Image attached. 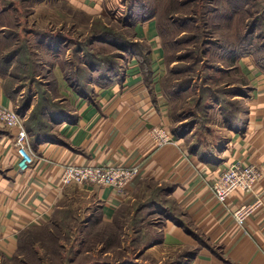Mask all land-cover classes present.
<instances>
[{"label": "rangeland", "instance_id": "obj_1", "mask_svg": "<svg viewBox=\"0 0 264 264\" xmlns=\"http://www.w3.org/2000/svg\"><path fill=\"white\" fill-rule=\"evenodd\" d=\"M98 2L86 0L81 13L66 0H0V73L26 129L37 131L50 115H71L60 78L88 93L112 77L113 67L123 70L133 51L144 55L148 45L137 38L133 22L152 17L164 51L172 132L189 150L211 153L222 130L244 115L250 82L241 57L264 68V0ZM44 109L41 124L33 125V111L39 117ZM163 205L144 209L134 225L127 207L113 224L73 186L53 219L23 234L17 256L0 264H157L141 252L158 238L161 211L171 207Z\"/></svg>", "mask_w": 264, "mask_h": 264}, {"label": "crops", "instance_id": "obj_2", "mask_svg": "<svg viewBox=\"0 0 264 264\" xmlns=\"http://www.w3.org/2000/svg\"><path fill=\"white\" fill-rule=\"evenodd\" d=\"M66 1L73 10L86 12V0ZM134 29L150 46L151 71L144 72L140 60L130 57L121 83L97 87L87 98L60 78L58 88L72 107L71 115L52 125L51 139L32 148L38 158L26 173L18 171L16 131L0 125V263L17 256L22 235L46 226L75 186L93 198L103 220L113 224L127 207L126 219L134 217L132 206L145 189H163L162 204L171 207L163 205L158 238L142 251L150 263L264 264V207L243 227L232 216L241 205L257 198L264 201L263 70L251 57H241L239 64L250 82L242 123L240 129L222 130L221 142L211 153L191 151L176 137L174 143L159 147L149 130L163 126L172 132L173 125L163 87L164 51L154 19L137 23ZM0 105L13 108L1 77ZM237 161L258 165L262 176L253 192L237 191L221 205L212 185ZM67 165H136L140 175L125 197L109 187L63 186L60 178ZM159 206L153 204L155 209Z\"/></svg>", "mask_w": 264, "mask_h": 264}, {"label": "built area", "instance_id": "obj_3", "mask_svg": "<svg viewBox=\"0 0 264 264\" xmlns=\"http://www.w3.org/2000/svg\"><path fill=\"white\" fill-rule=\"evenodd\" d=\"M0 125L9 130H15V147L18 150V171L26 173L37 161V155L30 145V138L26 130L25 121L18 111L12 107L0 105ZM150 136L157 146L174 143L175 136L163 126H153L149 130ZM140 175V168L133 166H76L64 167L60 183L63 186H79L90 188L109 187L118 195L129 196V187ZM262 176L261 168L252 163L237 161L227 166L212 185L213 193L219 204L225 205L229 197L237 192H253L256 183ZM262 207L264 201L257 198L252 203H246L232 212V216L239 226L245 223Z\"/></svg>", "mask_w": 264, "mask_h": 264}, {"label": "trees", "instance_id": "obj_4", "mask_svg": "<svg viewBox=\"0 0 264 264\" xmlns=\"http://www.w3.org/2000/svg\"><path fill=\"white\" fill-rule=\"evenodd\" d=\"M152 19H153L152 17L147 18V19L144 17V18L141 19L139 16H136V21L133 22V24H134L133 27L135 28V25L137 23H140V22L145 23V22H148V21H150ZM131 20H132V17H131ZM130 24L132 25V23H130ZM158 30H159V27H158ZM256 30H257V26L254 25L253 26V29L250 31L249 34H255V31ZM133 56H135L138 60H140L141 67H142V69H143L144 72L149 73L151 71V69H150L151 49H150V46L149 45H148V49L145 51V54L144 55H142L137 50V51H133V53L131 54L130 57H133ZM259 67H261V66H259ZM262 69H264V68H262ZM109 73L112 74V77H109V76L106 77L107 82L104 85H96L98 88L99 87L100 88H107L109 86L114 85L115 83H119V82L121 83L123 81V78H124V69L122 70L121 67H115V68L113 67L110 70ZM0 77L4 79L5 76L0 73ZM4 85H5L6 93L9 96L8 91H7V87H6L5 79H4ZM72 87L75 89V91L82 98H87V97H90V96L92 97L94 95V91H95V90L93 91V89L97 88V87H93L91 89L88 88V91L89 92L87 93L84 90L83 91H78L79 89L77 88V86H73L72 85ZM163 87H164V85H163ZM89 93H92V94L89 95ZM44 114H46L45 109L43 110V112L41 113V115L39 117H37V114L35 113V111H33V114H32V116L30 118V122L33 123V125H37L38 126V124H41V122H42V116ZM19 115L23 119V115H21V114H19ZM67 118H68V116H65V114H63L60 117H55L54 119L50 115V123H48V124L46 123V125H45V123L43 125H39L37 131L35 129H33L34 131L31 130V129H28V130L26 129L27 132L29 133L28 135H30V137H31V140H30L31 148L34 149V147H36V145L39 142L45 140L46 138L51 139V137H52L51 136V127H52V125L55 124L56 122L63 121L65 119H67ZM241 123H242V116H241V118H238L234 122L229 123L228 128L231 129V130L240 129ZM155 192L158 193V196H157L158 198H154V194H151V193H155ZM163 194H164L163 193V189L158 188V187H156V188L155 187H153V188L152 187H148L147 189H145L143 191V193L141 194V196L139 197V200L132 207V210L135 211V215H134L133 218L130 217L131 223H133V225L139 223L138 216L140 215V213L144 209L153 207V204L154 203H156V204H162V201H158V200L163 196ZM155 240L156 239H152L148 244H146V246H148L151 243L155 242ZM141 255H142V252H141Z\"/></svg>", "mask_w": 264, "mask_h": 264}]
</instances>
